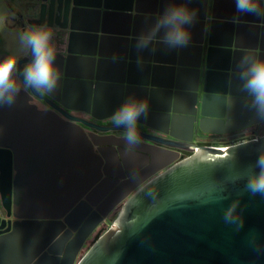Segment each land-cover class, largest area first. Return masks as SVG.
<instances>
[{
	"label": "water",
	"instance_id": "obj_1",
	"mask_svg": "<svg viewBox=\"0 0 264 264\" xmlns=\"http://www.w3.org/2000/svg\"><path fill=\"white\" fill-rule=\"evenodd\" d=\"M42 1L41 19L34 24L67 31L66 53H56L61 77L55 92L47 93L56 105L50 104L54 111H41L26 99L35 90L21 88L13 105L0 107V199L8 214L16 216L22 215L17 208L27 204L51 209L62 201V211H67L65 221L69 215H79L80 227L73 242L66 245L62 241L61 249L56 250L49 247L58 235L50 220H15L12 226L7 220L8 226L0 230V264H29L31 259L32 264H49L43 262L49 259L60 264H264V196L248 193L244 188L246 178L235 180L255 165L264 150V135L229 147L197 146L198 150L175 162L179 152L170 148L195 147L192 138L198 129L226 131L264 120L252 107L250 94L242 90L238 69L245 54L264 59V18L254 15L250 20L232 10L224 33L219 29L222 19L215 0L210 10L203 0L195 20L198 31L192 33L188 46L169 50L157 39L148 50L137 51V37L167 6L162 0H154L147 11L135 0H124L120 5L112 0ZM181 3L186 4L184 0ZM144 19L146 29L140 21ZM120 21L122 29L114 30L113 24ZM244 26L251 29L244 31ZM31 58L20 57L21 73ZM18 77L23 82L19 73ZM130 97L149 102L147 119L141 117L138 122L146 129H137L142 143L155 146L151 157L155 167L112 190L100 213L105 216L126 197L119 213L75 261L82 242L100 220L87 223L92 205L89 196L99 187L101 197L115 181L104 168L102 148L98 146L99 154L95 152L93 135L88 133L87 137L78 122L103 131H124L112 123L111 117ZM104 107L113 110L104 112ZM75 108L96 119L110 120L90 122L70 111ZM43 114H49V118ZM47 127L68 129L70 143L64 151L50 150L42 140L23 149L30 155L48 156L55 163L68 160L67 172L63 173L64 166L55 164L44 167L41 178L13 174L21 155V130L28 131V144L34 142L35 131ZM109 149L113 162L121 167L117 148L111 145ZM102 172L107 176L99 180ZM84 193L83 200L75 203ZM222 196L227 198L221 200ZM235 200L240 201L238 211L243 210L244 224L239 230L223 220L224 210ZM80 203L89 208L87 214H79ZM64 246L67 253L62 251Z\"/></svg>",
	"mask_w": 264,
	"mask_h": 264
},
{
	"label": "clouds",
	"instance_id": "obj_2",
	"mask_svg": "<svg viewBox=\"0 0 264 264\" xmlns=\"http://www.w3.org/2000/svg\"><path fill=\"white\" fill-rule=\"evenodd\" d=\"M235 4L238 13L264 18V0H235ZM196 18L197 10L189 8L186 4H169L153 25L137 37L136 50H148L157 39L169 50L188 46L192 38L191 27ZM161 32L163 35H160ZM53 36L54 32L47 26H39L20 33L21 51L30 50L32 57L23 67L22 73L18 67L19 56L13 54L0 59V107L13 105L21 93V85L16 79L17 73L23 77L24 89L55 92L61 70L56 63L57 47ZM238 69L242 90L250 94L252 107L260 117H264V59H254L252 54H245L239 60ZM148 110V100L130 97L111 117L116 127L125 129L124 141L130 149L141 142L137 125L141 117L147 119ZM245 178L244 188L248 193L253 196H264V150L256 159L255 165L248 167L246 175L238 176L235 180ZM226 198L222 196L220 199ZM238 209L240 201L235 200L224 210L223 215L224 222L236 225L237 230L244 224L243 210Z\"/></svg>",
	"mask_w": 264,
	"mask_h": 264
},
{
	"label": "flooded vegetation",
	"instance_id": "obj_3",
	"mask_svg": "<svg viewBox=\"0 0 264 264\" xmlns=\"http://www.w3.org/2000/svg\"><path fill=\"white\" fill-rule=\"evenodd\" d=\"M42 2L43 1L40 0L39 2L35 3L34 9L36 13L34 15H27L24 17L22 14L20 15L19 25H20L21 32L25 30H30V29H33L39 26H47V25L34 24L35 21H39L41 19L40 14H39V9H40V4ZM47 27L50 28L54 32L53 41L61 45L60 49L57 50V52L66 53L67 43L64 45V47H63V43H64V39L67 40V31L62 28H59L58 26H47ZM30 55L31 53L29 50L28 54L22 57H28ZM4 57H5L4 55L0 54V59H3ZM26 64L27 63H25L24 66ZM16 79H17V83L21 85V88H24L23 82L18 77V73L16 75ZM26 99L29 104L33 105L37 109L44 111V112L54 111L52 110V107L50 106V104L56 105L54 101H51L52 99L49 97V95L46 92H38L36 90L34 92H29L28 96L26 95ZM70 111L73 112L77 116L87 117L90 122L96 121L100 123H107L110 120V118L96 119L93 116L86 113L84 110H81V108L71 109ZM57 114L58 116L64 118L60 113H57ZM78 124L81 127V131L87 137H88V133H91L93 135L94 140L93 139L91 140L93 141V148L95 152L99 154L96 148H98V146L102 148L101 149L103 151L102 153L106 156V159L103 162L104 168L108 173H111L114 176L115 181L113 182L114 184L112 185L111 189H109L101 197H98L101 191L99 187L93 193L90 194L89 196L91 199L90 203L92 204L90 211H89V208L84 206L83 203L79 204V205H82L81 209L79 208L80 209L79 214H82V215L83 213L87 214L88 211L90 213L87 223L92 222L93 220L97 218L98 219L100 218V220L96 223L94 228L90 231V233L86 236V238L82 242L76 254L75 261H77V259H79V257L89 247L94 237L97 234L102 233L105 229H107L110 226V224L113 222L116 215L119 213L126 197L123 198L121 201L117 202L105 216H102L100 213V212H103V210L106 208L109 202V198H110L109 195L111 194L112 190L115 188L116 189L122 188L126 184L125 181H127V179L129 178H131V180L139 179L141 176H144L146 173L151 171L155 167V164H156V163H153L152 158H151L152 154L156 152L154 150L155 146L140 142L134 148L130 149L126 145V142L124 141V131H121V130L103 131V130H98L96 127L91 128L80 122H78ZM137 126L143 129H146V127L143 125L138 124ZM154 132L156 133L157 131H154ZM261 135H264V120L258 123H251V124L242 125L237 128L228 129L226 131L214 132V131H203V130L198 129L196 134H194L192 138V143L195 144L194 145L195 147L191 145L189 147L188 145H182V148L170 147L172 150H175V151L177 150L179 152V155L177 156L175 160H173V162L179 160L181 157L187 156L193 153L194 151L198 150L197 146L219 147L218 145H224L226 147H229L235 143L249 140V139H254ZM144 142H147V141H144ZM111 145L117 148L116 152L120 153L119 157L123 161L121 167H118L115 164V162H113V159L110 157L112 154L111 153L112 150L109 149V146ZM156 145L160 146L161 144L157 142ZM119 149H123L122 152H120ZM125 151H128V152L125 153ZM167 158L168 156L165 157V159ZM165 159H162V160H165ZM156 162L157 164H159L161 161H156ZM173 162H171L170 164H172ZM170 164L162 168H159L156 171V173H153L149 175L148 177H146L144 180H142L141 183H139L136 187H134L130 191V193L133 192L135 189H137L139 186H141V184L145 183L148 179H150L151 177H153L154 175H156L157 173H159L160 171L168 167ZM63 171L64 173L67 172L65 169ZM42 172H44L43 167H15L13 169V174L20 173L25 176H27L28 174H31L35 176V178L43 177ZM81 174L82 173L79 174L80 178H81ZM104 176H107V175L104 172H102V175L101 177H99V180ZM84 196H85V193L82 194L80 197H78L75 203H79L80 200H83ZM62 204L63 202L61 201V205L59 204V206L51 208V209H46V208H41V207L33 208L27 204L26 207L17 208V211L20 212L22 215L16 216L13 214V212L11 214H8L7 208L3 206V204L1 203V199H0V230H3L8 226L7 220H10L11 226H12L13 221L15 220L16 221H22V219L50 220L51 222L50 224L52 228L58 229V235L56 237L57 239L51 242L49 247L51 249L59 250L61 249L60 243L62 241H65L66 245L68 242L74 241L76 234L79 233L78 228L80 227V223L77 218L79 217V215H75L74 217L69 215L68 217H66L67 222L65 221L64 217L67 216L66 215L67 211L63 213L64 211L62 210L65 207H63ZM26 213H32L33 215H26ZM38 214H45V217H41ZM3 218L6 219V221H2ZM70 247L71 246L69 245L68 247L69 249L67 248L68 251H70ZM62 251L66 252L65 246ZM43 262H47L49 264L50 263L60 264V262L57 263L56 260H51V259L43 260ZM29 264H32V259L30 260Z\"/></svg>",
	"mask_w": 264,
	"mask_h": 264
},
{
	"label": "crops",
	"instance_id": "obj_4",
	"mask_svg": "<svg viewBox=\"0 0 264 264\" xmlns=\"http://www.w3.org/2000/svg\"><path fill=\"white\" fill-rule=\"evenodd\" d=\"M11 1L13 3L12 11L14 15L11 12L2 13L5 5H4V2L0 0V54L4 55L5 57L9 55H13V54L19 57H22L28 54L29 50L21 51L22 45L19 39V36L21 33L20 25H19V18L21 14L23 15V17L27 15H34L36 13L34 9L35 3L39 2L40 0H11ZM135 1L137 2V6H142V8L145 11H147L151 3L154 0H135ZM162 1L166 3V5L168 6L169 4H172V3H175V4L181 3L182 0H162ZM184 1L188 7L197 10V15L200 14L202 7H203V0H184ZM112 2L113 3L117 2L120 5V4H123L124 0H112ZM205 2L207 5V9L210 10L213 5V0H205ZM215 6H216V9L218 10V15L221 17L220 19H222V23H220L219 29L220 31H224L225 33V30L227 28V26L225 25V22L226 20H229L228 17L231 15L232 10L234 14L238 13L236 12L237 10H236L235 0H215ZM242 15L249 18L250 20H253L254 15H250V14H242ZM140 21L142 23L143 29H146L145 23H147V21H145V19H144L145 22H143L142 20ZM122 27L123 25L121 21L118 24H113L114 30L120 31ZM249 28L251 29V26L250 27L244 26V31L248 30ZM191 31L194 34L198 31L196 22H194V25L191 27ZM224 37H225V34H224ZM66 43H67V40L64 39L63 47ZM55 45L57 47V50H59L61 45L57 43H55ZM104 108H105L104 112H108V110L109 111L113 110V109H110L109 107L108 108L104 107ZM43 115L49 118V114H43ZM47 118H45L44 122L49 123V120ZM27 133L28 131L25 128L21 130L22 138H20V143H18V147H21L22 149L18 150L21 155H19V157L16 160V163H15L16 167H43L44 168V167H50L51 165L56 164L57 166H60V165L64 166V169L67 170L66 167L68 165L67 164L68 160L62 159L60 162L55 163L53 160H50L52 158L48 156L30 155L26 153L24 151L26 149H23V148L27 146L39 145L38 143L42 140L41 142L45 144L50 150H53L56 148H58L59 150L62 148L64 151V148L68 147V142L70 139L68 135L69 134L68 129H66L65 127H62V128H48L47 127L45 129L37 130V132L35 131L32 136L34 137L33 138L34 142H31L32 141L31 140L28 144L25 141V137ZM40 134L43 136H41ZM38 137H39V141H38ZM31 151H33V147L31 148ZM78 164L80 163L78 162Z\"/></svg>",
	"mask_w": 264,
	"mask_h": 264
},
{
	"label": "rangeland",
	"instance_id": "obj_5",
	"mask_svg": "<svg viewBox=\"0 0 264 264\" xmlns=\"http://www.w3.org/2000/svg\"><path fill=\"white\" fill-rule=\"evenodd\" d=\"M4 2V8H3V12L2 13H6V12H11L13 15V3L11 0H1ZM15 7V6H14ZM5 58V57H4ZM15 238L13 237L12 240H14Z\"/></svg>",
	"mask_w": 264,
	"mask_h": 264
},
{
	"label": "built area",
	"instance_id": "obj_6",
	"mask_svg": "<svg viewBox=\"0 0 264 264\" xmlns=\"http://www.w3.org/2000/svg\"><path fill=\"white\" fill-rule=\"evenodd\" d=\"M219 147H226V146H224V145H218Z\"/></svg>",
	"mask_w": 264,
	"mask_h": 264
}]
</instances>
